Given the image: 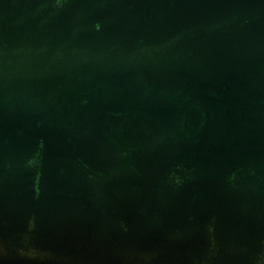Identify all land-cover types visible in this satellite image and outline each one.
<instances>
[{"label": "water", "instance_id": "1", "mask_svg": "<svg viewBox=\"0 0 264 264\" xmlns=\"http://www.w3.org/2000/svg\"><path fill=\"white\" fill-rule=\"evenodd\" d=\"M0 264H264V0H0Z\"/></svg>", "mask_w": 264, "mask_h": 264}]
</instances>
